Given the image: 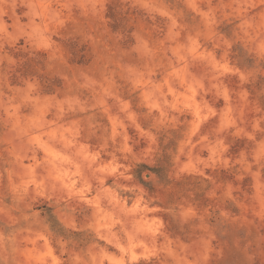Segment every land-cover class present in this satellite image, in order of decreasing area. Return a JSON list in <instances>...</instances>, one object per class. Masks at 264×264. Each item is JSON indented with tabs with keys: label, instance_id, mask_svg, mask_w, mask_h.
<instances>
[{
	"label": "clouds",
	"instance_id": "9594fccd",
	"mask_svg": "<svg viewBox=\"0 0 264 264\" xmlns=\"http://www.w3.org/2000/svg\"><path fill=\"white\" fill-rule=\"evenodd\" d=\"M0 264H264V0H0Z\"/></svg>",
	"mask_w": 264,
	"mask_h": 264
},
{
	"label": "rangeland",
	"instance_id": "374dc122",
	"mask_svg": "<svg viewBox=\"0 0 264 264\" xmlns=\"http://www.w3.org/2000/svg\"><path fill=\"white\" fill-rule=\"evenodd\" d=\"M221 31L227 32L228 29H227L226 27H222V28H221ZM251 62H252L251 60L248 61L249 64H251Z\"/></svg>",
	"mask_w": 264,
	"mask_h": 264
}]
</instances>
